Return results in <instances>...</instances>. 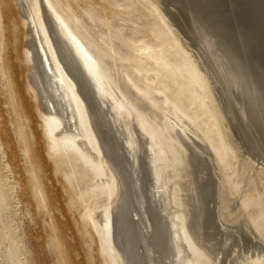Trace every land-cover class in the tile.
I'll return each instance as SVG.
<instances>
[{
    "label": "rangeland",
    "instance_id": "1",
    "mask_svg": "<svg viewBox=\"0 0 264 264\" xmlns=\"http://www.w3.org/2000/svg\"><path fill=\"white\" fill-rule=\"evenodd\" d=\"M38 1L33 0L34 20L41 24ZM47 4L120 94L119 111L124 112L122 104L125 111H135L177 153L178 141L172 136L177 130L208 143L222 172L223 214L230 218L225 225L245 221L264 244V167L229 139L225 113L211 101L194 53L160 2ZM17 8L14 0H0V264H119L92 220L101 210L109 215L115 180L105 175L106 164L98 159L88 124L86 143L98 154L97 162L61 132L56 117L42 112L28 80L26 24ZM83 110L81 106L84 120ZM255 133V141L264 139ZM243 256L239 264L262 263ZM193 264L214 263L205 255Z\"/></svg>",
    "mask_w": 264,
    "mask_h": 264
},
{
    "label": "bare ground",
    "instance_id": "2",
    "mask_svg": "<svg viewBox=\"0 0 264 264\" xmlns=\"http://www.w3.org/2000/svg\"><path fill=\"white\" fill-rule=\"evenodd\" d=\"M158 1L194 53L211 101L225 113L229 139L264 167V139L253 138L258 131L264 135V0ZM14 3L26 24L28 80L42 112L56 117L61 132L96 161L98 154L86 143L84 129L90 128L105 175L115 180L109 215L101 210L92 220L110 253L119 256L118 263L193 264L205 255L214 264H239L243 255L264 259V244L245 221L225 225L230 218L223 214L222 172L208 143L177 130L172 136L179 152L174 151L135 111H125L123 104L124 112L119 111L122 97L47 0L38 1L41 24L34 20L33 0ZM234 5L242 14L251 5L252 16L237 21Z\"/></svg>",
    "mask_w": 264,
    "mask_h": 264
},
{
    "label": "water",
    "instance_id": "3",
    "mask_svg": "<svg viewBox=\"0 0 264 264\" xmlns=\"http://www.w3.org/2000/svg\"><path fill=\"white\" fill-rule=\"evenodd\" d=\"M240 1H243V0H240ZM246 1L249 2V0H246ZM249 3H250V2H249ZM248 8H249V9L247 10V12H245V13L242 14V8H240V7H235V5H234V12L237 13V14H238V13L240 14L239 17L236 18L237 21H239L240 18H242V15H243V16H247V15L252 16V15H251V12H252V7H251V5H249ZM192 13H193V14H192L193 16L196 15L194 12H192ZM59 68H61L60 65H59ZM62 69H63V68H62ZM153 163H154V165H155V162H153ZM151 164H152V163H151ZM155 169H156V167L153 166L154 180H157V178H156L157 176L155 175ZM151 170H152V167H151ZM156 182H157V181H156Z\"/></svg>",
    "mask_w": 264,
    "mask_h": 264
}]
</instances>
